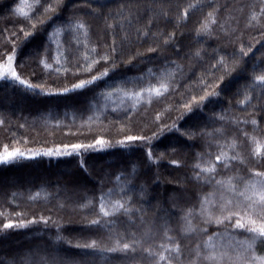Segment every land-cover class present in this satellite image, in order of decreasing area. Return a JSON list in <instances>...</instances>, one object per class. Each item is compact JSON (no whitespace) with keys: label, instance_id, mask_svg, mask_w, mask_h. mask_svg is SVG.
<instances>
[{"label":"trees","instance_id":"1","mask_svg":"<svg viewBox=\"0 0 264 264\" xmlns=\"http://www.w3.org/2000/svg\"><path fill=\"white\" fill-rule=\"evenodd\" d=\"M122 2L127 0H92V6L105 5V13L109 9L114 13ZM19 3L20 0H0V61L6 60L15 46L14 67L18 74L33 85H43V89L27 88L10 78L0 80V153L5 145L9 151L18 148L25 153V157L15 162L0 163V264H8L12 257L29 251L38 255L77 256L79 250L74 246L55 240L57 225L61 229L59 234L72 238L73 245L77 237L99 238L111 245L110 234L113 238L121 235L131 239L135 233V239L141 241L134 260H125L122 253H104L103 258L99 254L90 257L89 264H154L143 249L160 252L164 250L161 245L169 243L181 245L178 264H192L197 246L203 252L209 237L218 250H231L237 242L249 239L245 229L234 228L236 217L221 224L215 220L206 223L196 212L192 217L194 230L188 232L181 216L182 209L186 211L193 205L199 209L200 197L208 193L215 194L213 215L220 216V197L235 202L245 181L254 178L255 171H264V164L252 155L255 145L251 140L254 136L264 141V97L257 88L251 91L249 102L238 103L244 99V85L251 81L253 65L257 73L264 68V16L260 0H156L169 17L155 20L149 35L142 39L137 37L135 29L146 24L151 13H142L139 24L133 21L128 40L122 41L123 33L116 28L117 52L110 61L99 58L105 53L111 55L114 38L112 30L106 29L103 17H85L91 25L87 49L83 43L85 37H74L70 32L57 35L49 44V33L73 16L74 5L80 4L75 12L77 16L89 11L81 0H62L58 12L48 13L52 19L43 27L37 25L35 34L27 39L24 31L30 30L28 22L13 14ZM48 3L55 4L56 0ZM213 9L217 23L212 34L197 37L196 28ZM39 12H43V7ZM39 12L36 19H44ZM253 12L257 19L249 22ZM177 15L184 17L180 26H176ZM158 31L164 35L154 39L152 34ZM173 32L174 40L164 46L165 36ZM77 38L81 41L79 45ZM158 44L156 52L147 51ZM46 45L49 68L40 63ZM93 45L95 53L91 51ZM242 45L245 49L252 47L245 57V70L234 72L226 79L227 87L219 97H211V102L206 101L203 108L187 113L183 104L193 95L204 94L199 79L205 72L215 71L210 66L221 56L230 57ZM198 49L199 57L194 55ZM93 61L98 62L93 65ZM105 69H108L106 76L83 89L60 91L81 79L99 76ZM162 71L173 74L170 90L162 96L153 94L150 98L147 93H141L137 103L124 94L141 92L149 83L155 85ZM220 74L215 72L216 77ZM207 81L213 83V77L208 76ZM182 112L185 115L178 119ZM220 115L224 116L223 120L218 119ZM252 120L257 121L256 126ZM173 122L180 131H164L163 135L152 138L163 125ZM192 127L197 131L213 132L220 128L223 131L195 139L181 135ZM128 135L148 139L126 141ZM99 138L107 142L106 146L94 144ZM233 141L236 146L230 147ZM71 144L94 147L79 150L63 147ZM149 147L154 160L161 153L165 155L158 162H151L147 157ZM49 149L72 154L45 155ZM221 150L229 157L240 159L231 160L225 168L222 161H216ZM33 153L40 155L33 157ZM173 159L181 163L173 165ZM198 159L201 163H216V180L235 177L236 194L224 192L215 185V180L195 181L192 169ZM117 176L121 178L117 180ZM129 180L131 183L126 182ZM110 189L111 196L106 195V199L116 200L122 195L126 199L131 195L133 207L143 209V213L135 214V223H129V217L120 214L109 227L82 232L86 220L95 219L99 212L101 192L107 194ZM86 200L94 204L80 209L78 205ZM8 220L24 221L26 226L3 230ZM165 226L170 230L167 237ZM256 251L257 255H264V245L258 242ZM197 264L208 262L201 257Z\"/></svg>","mask_w":264,"mask_h":264},{"label":"snow or ice","instance_id":"2","mask_svg":"<svg viewBox=\"0 0 264 264\" xmlns=\"http://www.w3.org/2000/svg\"><path fill=\"white\" fill-rule=\"evenodd\" d=\"M81 4L87 6L89 9L88 12L83 13L80 16L75 15V12L80 8V4L74 5V14L70 17L64 25L53 28V31L49 33V44L54 42V39L57 35H60L65 32H70L74 35V37H78L79 35H83L85 37L84 46L85 49L88 47L87 37L90 33V23L88 19L85 17L92 16L94 18L103 17L105 22L106 29L112 30L113 41L111 47V55L109 53H105L100 56V59L105 61H110L114 59V55L117 52L116 40H115V29L119 28L123 33L121 40L129 39V31L132 27L133 21L139 24V21L143 19L142 13H151V15L147 18V23L141 27H137L135 29L136 35L138 38L147 37L151 31V26L154 24V21L159 17L163 16L164 18L169 17L168 11L164 9L162 4H157L156 0H127V2H122L115 12L111 9L108 10L107 13L103 11L105 5H100L99 8H94L92 6V0H81ZM43 7V12H39V9ZM62 7V0H56L55 4L48 3V0H20V3L16 5L13 10V14L17 18H22L23 21L28 22L30 30L24 31V38L35 34L37 30V25L43 27L48 20H51L52 17L48 15V13L55 14ZM191 7V5H189ZM261 7V15L264 16V0H260ZM44 17V19H36L37 13ZM126 13V14H125ZM257 19L256 13L253 12L250 21ZM176 26H180L184 20V17L177 15L175 17ZM217 23L215 18V9L213 11L208 12L207 16L200 23V26L196 28L197 37H201L202 35H211L213 32V25ZM21 30H24V26H21ZM153 38L157 39L160 35H164L163 31H158L153 33ZM175 34L168 33L163 41L164 46H167L170 41L174 40ZM81 41L77 38L76 44L79 45ZM160 45L157 47H149L147 49L148 52H156ZM91 51L93 53L96 52V46L93 45ZM45 57L41 58L40 63L44 65L45 68L51 67L47 63L46 54L48 52V46H45L44 49ZM252 52V47L249 46L247 49L242 45L239 52L235 50L231 54V56H221L219 60H217L214 64L210 66L212 70L215 71H207L204 75L199 79L198 83L202 86V90L204 92L203 95L196 96L193 95L192 99L187 103L183 104V109L186 110L187 113H192L195 108H203L205 106V102H211V97H219L224 89L227 87L226 79L230 78L234 72L244 71L246 68L247 61L245 57ZM59 53V48H58ZM140 53L137 52L136 56H139ZM195 56H200V50L198 49L195 53ZM16 58V47L14 46L12 52L7 54L6 60L0 61V80L8 81L9 78L13 82H19V84L26 86L27 88L34 89L35 87H41L43 89V85H33L29 81L24 80L18 74L16 68L14 67V60ZM87 60V54L85 56ZM98 61H93L94 65ZM175 63V62H172ZM92 65L89 66V71L91 70ZM151 72V70H149ZM219 71L221 74L216 77L215 72ZM108 74V69H105L99 76H92L91 79L85 80L81 79L78 83L72 84L71 88L65 87L60 91L63 93H67L72 90L83 89L86 85L93 83L94 81L100 79L102 76H106ZM212 76L214 82L208 83L207 77ZM251 81L244 85V99L238 101L240 104H245L249 102L251 91L259 88L261 91V96L264 97V68H261L259 73L256 71V65H253V69L251 72ZM173 78V74L167 71H162L160 76L157 79V83L155 85L149 83L147 88L141 89V92L128 93L124 94L130 98L136 99L137 103L141 97V93H147L148 96L154 94L157 97L162 96L164 93L170 90L171 80ZM135 107V105H134ZM185 115L184 112L181 113L178 119H182ZM160 119L159 114L157 115V120ZM219 120H223L224 116L220 115L218 117ZM253 126H256L257 121H251ZM164 131H180L176 122H173L171 125H163L158 133L154 132L152 134V138H156V136L163 135ZM223 129H215L213 132H207L205 129H200L197 131L196 127H192L184 130L181 135L187 136L189 139H195L203 136H213L216 133H222ZM247 136V133H245ZM148 138L144 136H133L128 135L125 137L126 141H137V140H146ZM252 143L255 147L252 150V155L257 158V160L264 164V141L257 140L254 136L251 138ZM106 141L103 138L96 139L94 144L99 145L101 147L106 146ZM121 144H124V141H120ZM150 143V140H149ZM236 143L233 141V144L230 147H235ZM64 148H71L73 150L79 149H92L94 147L93 144L84 145V144H71L64 145ZM61 155L72 153H61L59 150L53 152L52 149H49L45 155ZM40 153H33V157L39 156ZM165 154L161 153L160 157L153 159V152L151 147L147 152L148 160L151 162H158L159 159L163 158ZM198 157L201 154H197ZM25 157V153L20 149L16 148L9 151L8 146L5 145L3 152L0 153V163H12L19 158ZM240 159V157L229 155L221 150V152L216 155V161H222L224 163V167L227 168L231 160ZM181 162L179 160L173 159L171 160V164L179 165ZM81 164H84V161H81ZM199 169V171H197ZM193 179L197 182H211L215 180V185L219 186L224 192H230L236 194V185L234 184L235 177H227L221 178L219 180L215 179L217 174V165L215 162H205L201 163L198 159L197 163L193 165ZM121 177L117 176V180ZM127 183H131V181H126ZM123 191V190H122ZM112 190L110 189L107 194L101 192V196L99 199V212L96 215L95 219L86 220L85 227L82 229L83 231H92L93 229H100L101 227H109L113 225L114 218L118 215L123 214L129 217V223H135V214L137 212L143 213V209L134 208L133 207V196L128 195L125 199L122 195L119 199L112 200L106 199L107 196H111ZM35 195H39L36 193ZM33 197H30L32 199ZM242 198V199H241ZM220 216L213 215V203L215 202V194L208 193L204 194L200 197L199 200V209L193 205L188 208L186 211L182 209L184 215L181 216V220L185 222L186 228L185 231L191 232L194 230L192 224V217L196 212L199 213L201 217L205 219V222H211L215 220V223L221 224L225 221H230L232 218L236 217L234 228L236 229H245L249 233V239L244 241H239L231 250L221 249L218 250L217 245H215L212 240V237H209L207 241L204 242V251L202 252L200 246H197V251L195 253L196 259L193 260L192 264H197V261L203 257L204 261H207L208 264H264V255H257L256 245L259 244L264 245V171H255L254 178H250L246 180L244 183L243 190L239 191L236 196L235 202L233 199L225 197L222 195L220 197ZM94 201L86 200L83 203H80L78 207L80 209H87L90 205H93ZM64 205L61 204L62 208ZM175 207V205H174ZM227 213V215H224ZM44 219L45 223H48L47 218ZM140 221L143 224L145 222V216L142 214L140 216ZM34 222V221H33ZM26 226L24 221L13 222L12 220H8L7 223H4L2 228L3 230L12 229L13 227H24ZM61 231L60 226L57 225L58 234L55 237L57 242H66L69 245L74 246L79 250V253L75 257H67V256H59V255H50L45 253L44 255H38L35 252L29 251L27 253L20 254L18 257L14 256L9 261L8 264H89V258L95 257L96 255H100L103 258L104 253H122L125 260L135 259V254L137 252L138 246L141 244L140 240L135 239V233L132 234V238L129 239L127 236L116 235L115 238L110 234L109 240L112 241L111 245L107 242L103 241L99 238H91V239H82L80 237L76 238V242L73 245L72 238H66L63 235H60ZM170 230L165 226V236ZM171 240V237H168ZM163 251L153 252L150 248L143 249V252L148 253L149 257L153 259L154 264H178L179 259H181L179 254L181 252V245L179 243H169L167 245H161Z\"/></svg>","mask_w":264,"mask_h":264}]
</instances>
